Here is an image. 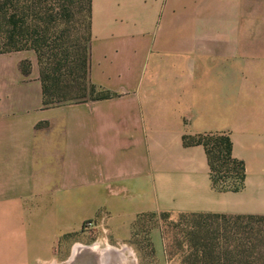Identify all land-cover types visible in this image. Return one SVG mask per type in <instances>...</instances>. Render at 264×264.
Instances as JSON below:
<instances>
[{"label":"crops","instance_id":"1","mask_svg":"<svg viewBox=\"0 0 264 264\" xmlns=\"http://www.w3.org/2000/svg\"><path fill=\"white\" fill-rule=\"evenodd\" d=\"M90 31L109 99L46 108L35 54H0V264H101L90 220L121 243L146 214L264 215V0H91ZM206 133L230 137L241 191L183 144Z\"/></svg>","mask_w":264,"mask_h":264},{"label":"trees","instance_id":"2","mask_svg":"<svg viewBox=\"0 0 264 264\" xmlns=\"http://www.w3.org/2000/svg\"><path fill=\"white\" fill-rule=\"evenodd\" d=\"M79 1L84 2V0ZM10 6L16 7L15 0H1V7L4 11H7ZM87 8L88 40L91 41V0H87ZM14 18L15 16H12V19ZM12 28L17 31L20 29L15 21ZM7 32L9 41L3 44L2 53L29 48L38 55L44 107L97 101L115 96L91 82L89 78L90 46L79 48L75 59L65 53L58 60L59 67L55 70L51 69L43 59L44 49L41 41L32 39L29 45H21L19 41L13 40L14 35L9 36V31ZM20 68L24 74H28L31 64L24 61L20 64ZM67 68L71 69L69 74L63 73L62 75L61 71ZM88 96L89 99H86ZM72 101L76 102L72 103ZM183 144L204 147L214 189L220 192H238L244 188L246 179L244 163L233 157L232 142L227 134L185 135ZM179 215L210 220V222H198L191 225L190 229L185 232L186 249L183 246L180 247L184 264H264V215L213 213H182Z\"/></svg>","mask_w":264,"mask_h":264},{"label":"rangeland","instance_id":"3","mask_svg":"<svg viewBox=\"0 0 264 264\" xmlns=\"http://www.w3.org/2000/svg\"><path fill=\"white\" fill-rule=\"evenodd\" d=\"M15 2V8L10 6L7 11H4L0 0V53H2L3 44L9 41L7 31H9V36L14 35L13 40L19 41L21 45H29L32 39L41 41L44 49L43 59L51 69L55 70L59 67L58 60L65 53L75 59L79 48L90 46L87 0L84 2L79 0H15ZM12 16L15 18L12 19ZM14 21L20 28L18 30L20 33L12 28ZM20 51L35 54L40 72L37 53L29 48ZM70 70L63 69L61 73L68 75ZM87 98L89 99V96ZM198 222H210V220L182 217L179 214H146L135 222L130 238L121 243L111 238L106 241L102 230L97 231L95 227L91 229L84 227V230L88 231H85V240L81 244L91 247L99 243L94 251L86 252L84 261L88 262L91 256H97L96 253L100 252L103 258L101 264H105V256L109 260L108 264H184L180 247L183 246L186 249L185 232L190 229L191 225ZM63 243L65 251L60 259L64 260L69 258L77 242L73 237H68ZM110 249L116 251H110ZM121 251L124 256L120 255ZM91 252L94 254L91 255Z\"/></svg>","mask_w":264,"mask_h":264},{"label":"built area","instance_id":"4","mask_svg":"<svg viewBox=\"0 0 264 264\" xmlns=\"http://www.w3.org/2000/svg\"><path fill=\"white\" fill-rule=\"evenodd\" d=\"M84 227H88V228H93V227H96V224H95V222H93V221H87L86 223H85V225H84Z\"/></svg>","mask_w":264,"mask_h":264}]
</instances>
